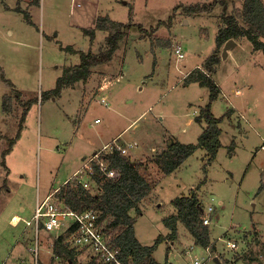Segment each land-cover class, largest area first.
<instances>
[{
	"label": "rangeland",
	"instance_id": "obj_1",
	"mask_svg": "<svg viewBox=\"0 0 264 264\" xmlns=\"http://www.w3.org/2000/svg\"><path fill=\"white\" fill-rule=\"evenodd\" d=\"M210 1L0 0V73L12 82L0 76V264H19L20 258L33 264V248L37 264H65L50 246L64 225L36 232L33 225L12 224L10 218L30 219L36 202L62 186L106 142H134L127 156L140 162L151 183L138 204L142 212L130 210L141 244L152 245L158 235L168 234L162 219L175 213L171 201L195 188L202 205H214L208 225L212 255L203 264H264V54L253 50L245 36L235 40L225 58L220 54L212 73L220 91L211 111L223 116L215 158L206 164V151L199 147L169 174L147 161L171 140L195 142L204 127L194 117L209 102L208 88L196 81L185 84L184 78L213 51L222 7L188 16L182 7L173 8ZM242 1L227 0L226 12L236 13ZM5 4L21 5L30 21ZM104 15L139 23L145 32L132 25L112 59L94 65L87 80L63 87L58 96L49 93L63 68L79 62L77 51L96 53L106 47L105 30H96L93 39L83 32ZM175 43L186 56L180 62ZM102 85L109 88L99 93ZM4 99L8 109L3 112ZM84 182L97 192L95 182ZM51 199L62 205L54 195ZM177 224L176 239L163 238L152 252L154 260L193 264L195 256H207L204 247L192 243L184 224ZM228 239L237 248H227ZM80 253L78 263L88 260L86 252Z\"/></svg>",
	"mask_w": 264,
	"mask_h": 264
},
{
	"label": "trees",
	"instance_id": "obj_2",
	"mask_svg": "<svg viewBox=\"0 0 264 264\" xmlns=\"http://www.w3.org/2000/svg\"><path fill=\"white\" fill-rule=\"evenodd\" d=\"M216 5L222 7V12L219 15L222 24L219 25L214 36L215 47L204 60L203 65L189 70L184 78L185 84L196 81L199 85L208 88L209 102L200 107L198 114L194 117L195 121L204 123V127L195 142L182 143L178 140H171V144L167 142L165 147L160 148L154 154L152 161L165 174L173 172L180 163L199 147L206 151V164L211 163L219 150L221 134L219 124L223 116L216 117L211 111V101L219 95L220 91L213 80L212 73L215 72L216 64L220 61L221 49L226 40L229 38L236 40L245 36L251 42L253 50H260L264 54V0H243L240 9L236 13L226 12L227 0H214L186 6L179 4L175 5L173 10L182 7L183 13L188 16L189 14L210 12ZM13 10L22 12L24 19L27 22L30 21L28 11L21 6L16 5ZM172 17L173 13L169 15L167 25L171 22ZM159 24H165V21L160 20ZM132 25H136L145 32V29L139 23L132 22L131 24L111 20L107 15L98 16L95 19L94 27L83 28V32L90 39L94 38L97 29L105 30L107 32L105 36L106 47L96 53L77 51L79 62L71 67L63 68L61 74L57 77L55 87L49 93L58 96L63 87L73 86L80 80H87L94 65L112 59L111 57L117 49L119 41L127 35V30L129 31ZM60 47L68 52L77 53L70 45L63 46L60 44ZM0 76L2 80L4 79L12 85V82L5 78L2 72ZM42 96L43 94H41ZM7 109L8 105L6 99H4L2 110L4 112ZM227 111L226 115L231 113L230 109ZM102 156L106 159L110 168L120 171L118 178L101 181L99 184L101 190L96 193L91 192L82 183L69 179L52 195L62 204L77 211L93 207L100 210L102 218L109 217L108 226L116 231L113 243L119 248V257L124 260L130 258L136 264H161L152 258V251L163 238L176 239L178 222L184 224L193 242L197 245L207 247L211 244L209 240L210 229L208 225L202 224L201 221L203 215L202 205L195 188L188 195L176 196L171 201L175 213L162 219L163 224L168 228V234L166 236L158 235L152 245L141 244L135 237L133 226L135 217L130 214V210L140 213L139 202L152 190L149 178L139 169L137 161H132L129 156L118 149L112 148L109 151L102 152ZM99 180H101V177L95 176V181L99 182ZM63 240L64 236L58 235L53 240L52 246L54 254L62 257L65 264H101L92 259L78 263V252L74 248L66 246Z\"/></svg>",
	"mask_w": 264,
	"mask_h": 264
},
{
	"label": "built area",
	"instance_id": "obj_3",
	"mask_svg": "<svg viewBox=\"0 0 264 264\" xmlns=\"http://www.w3.org/2000/svg\"><path fill=\"white\" fill-rule=\"evenodd\" d=\"M173 51L177 62L182 61L186 57L184 56L183 49L179 43L174 44ZM101 102L106 103V96L101 97ZM134 147H136V144L131 142L126 145H121L119 142L107 144L98 149L83 167L76 171L69 179L82 183L85 186L87 185L84 181H89L90 183L95 182V189H97V192H100L101 189L99 184L101 181L106 179H116L120 174L119 170L108 166V162L102 156V152H105L107 148L110 150L115 148L124 154L127 152V155L129 153L128 149ZM260 147L263 148V145ZM95 176L101 177V180L96 182ZM212 199L213 198H211V201ZM213 210L214 205L211 202H209L206 207L202 205V224H210L209 214H211ZM18 220L19 218L17 217L12 218V222L15 221V223H17ZM109 221L110 218H102L100 216V210L96 208L88 207L84 210L77 211L65 204L58 205L51 199V195L49 194L46 195L41 202H36L33 215L30 219L24 220V223L25 225H33L36 232L40 228H43L46 231H55L64 225L63 232L59 234L64 236L63 243L70 248H74L77 252H86L84 258H87L88 260L92 259L101 264H136L130 258L124 260L119 257V248L113 243L114 238L116 237V231L108 226ZM225 242L227 248L231 250L237 248L236 241L228 239ZM210 247L211 244L204 247L207 256H195L192 260L193 264H203L204 260L212 255ZM33 250L37 257L36 248H33ZM36 257L33 264H37ZM19 264L25 263L20 262Z\"/></svg>",
	"mask_w": 264,
	"mask_h": 264
},
{
	"label": "crops",
	"instance_id": "obj_4",
	"mask_svg": "<svg viewBox=\"0 0 264 264\" xmlns=\"http://www.w3.org/2000/svg\"><path fill=\"white\" fill-rule=\"evenodd\" d=\"M20 1H21V0H16V3H20ZM32 1H33V0H25V3L30 4ZM17 5H18V4H17ZM20 6H21V5H20ZM5 7H6L7 10H13V8H14V6L11 7L10 5H7V4H5ZM21 7H22V6H21ZM11 8H12V9H11ZM97 30H100V29H97ZM9 31H10V30H9ZM236 42H238V41H236ZM236 44H237V43H236ZM236 44H235V45H236ZM230 49H231V48H230ZM230 49L227 50L226 55L229 53ZM196 66H197V65H196ZM108 88H109L108 86L102 85V86H99V87L97 88V90H98V92L100 93V92H103V91L108 90ZM100 96L102 97V96H105V95H100ZM95 121H97V119H96ZM119 134H120V133H118L117 136H118ZM117 136H115L114 138H112L111 141H113ZM131 143H134V142H131ZM107 144H109V143H108V142L104 143V144L101 145V147H99L98 149L102 148L103 146H105V145H107ZM134 148H135V147H134ZM95 152H96V151H95ZM147 161H148L149 163H151V162L154 163V162L152 161V159H147ZM138 163H140V162H138ZM139 165H140V164H139ZM75 172H76V171L74 170V172H73V173H72V174H71V175H70V176H69V177H68V178L62 183V184H64V183H65V182H66V181H67V180H68V179H69V178H70ZM58 188H59V187H58ZM58 188H57V187H56V188H53V191L49 192L47 195H49V194L52 195L54 192L57 191ZM21 210H22V209H21ZM23 211H24V210H23ZM141 212H142V211H141ZM141 212H140V213H141ZM19 216H20V215H18V214H13V215L11 216L10 219H12V218H16V217H17V218H19L18 222H19L20 220H22V221L24 222V220H23L22 218H20L21 216H20V217H19ZM18 222H17V223H18ZM12 224H16L15 221H13ZM30 226H31V225H30ZM25 227H26V226H25ZM27 227H28V225H27ZM28 234H29V233H28ZM56 237H57V236H56ZM54 239H55V238H54ZM174 240H175V239H174ZM169 241H170V243H172V240H169ZM52 242H53V240H52ZM52 242L50 241V246L52 247L51 250L53 251ZM192 243H193V244H196L195 242H192ZM196 245H197V244H196ZM51 247H50V248H51ZM154 250H155V249H154ZM154 250H153V251H154ZM153 251H152V252H153ZM52 253H53V252H52ZM53 254H54V253H53ZM54 255H55V254H54ZM151 255H152V254H151ZM152 258H153V256H152ZM153 259H154V258H153ZM213 259H214L215 261H219L218 258H217V256H216V257L214 256ZM20 262H24L25 264H28V263H29V262L26 263L25 260L22 259V258L19 259V263H20ZM49 262H50V261L48 260V262H47L46 264H49ZM159 263H160V262H159ZM165 263H166V262H165ZM161 264H164V263H161Z\"/></svg>",
	"mask_w": 264,
	"mask_h": 264
},
{
	"label": "water",
	"instance_id": "obj_5",
	"mask_svg": "<svg viewBox=\"0 0 264 264\" xmlns=\"http://www.w3.org/2000/svg\"><path fill=\"white\" fill-rule=\"evenodd\" d=\"M235 44L236 41L233 38H229L228 40H226L225 44L222 47L221 55L225 58L227 50L234 47ZM169 144H171V141H169Z\"/></svg>",
	"mask_w": 264,
	"mask_h": 264
}]
</instances>
